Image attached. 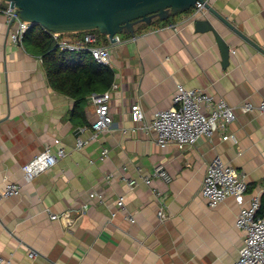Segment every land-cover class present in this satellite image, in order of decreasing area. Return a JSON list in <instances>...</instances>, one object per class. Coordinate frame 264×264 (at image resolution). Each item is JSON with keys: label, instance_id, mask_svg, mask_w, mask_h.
<instances>
[{"label": "crops", "instance_id": "obj_1", "mask_svg": "<svg viewBox=\"0 0 264 264\" xmlns=\"http://www.w3.org/2000/svg\"><path fill=\"white\" fill-rule=\"evenodd\" d=\"M207 1L240 34L208 10L196 14L192 9L173 17L172 24L99 43L112 54L114 124L83 149L76 148V141L91 137L95 108L90 99L84 108L89 127H82L75 101L48 85L34 42L27 36L14 44L11 24L0 13V190L7 182L22 187L21 195L0 201V255L6 264L238 261L244 237L236 227L239 206L229 197L211 208L201 190L217 157L245 175L247 203L264 185V113L259 110L264 99V0ZM197 20L211 23L229 49L226 55L213 31L196 30ZM178 84L224 100L235 120L225 132L202 136L195 146L161 147L155 132L143 125L156 112L173 107ZM246 103L253 106L249 112L242 110ZM136 104L146 112L144 124L132 121ZM225 134L235 140H224ZM49 144L54 152L63 148L65 156L27 183L22 167ZM105 149L108 155L102 159ZM158 166L171 182L154 175ZM129 180L137 185L130 188ZM91 192L104 199H91ZM121 196L125 210L116 206ZM85 204L89 208L84 211ZM65 212L76 219L73 227L49 216Z\"/></svg>", "mask_w": 264, "mask_h": 264}, {"label": "built area", "instance_id": "obj_2", "mask_svg": "<svg viewBox=\"0 0 264 264\" xmlns=\"http://www.w3.org/2000/svg\"><path fill=\"white\" fill-rule=\"evenodd\" d=\"M5 6L0 5V13L5 15L12 30L10 40L14 44H19L31 29V24L23 21L17 9L12 8L5 0ZM204 10V4L196 3L195 13L199 14ZM13 22V23H12ZM58 38L60 35H54ZM117 41L120 36H117ZM100 39L96 31L85 32L82 37L75 42L62 40L60 46L63 50L79 51L88 50L94 60L101 65L111 66L112 54L109 47L99 44ZM113 84L112 89H116ZM110 90L98 94L94 93L90 97V102L95 108V119L91 124L92 134L90 139L83 140L77 138L76 148L83 149L91 141L97 140L101 133L109 131L114 119L110 109ZM173 107L158 111L153 115L149 125H143L144 129L155 132L156 142L161 147L170 145L176 146L179 150L195 146L202 136L212 137L216 132H225L230 123L235 120L234 109L229 107L224 100L215 101L214 98L199 89H189L182 84H178L172 98ZM253 109L250 103L242 106L244 112ZM259 110L264 113V99L259 106ZM132 121L135 124L146 122V112L140 104L131 108ZM81 131V130H80ZM234 136L225 134L224 140ZM60 144V140L55 141V145ZM108 155V150L102 152V159ZM65 156V150L58 148L53 151L52 145H47L43 152L37 155L28 164L22 167V171L27 183L33 182L43 173L54 168L60 158ZM155 176L161 177L166 182H171V177L163 166H158L154 172ZM108 179L111 176L107 177ZM149 183V178L144 179ZM128 185L134 188L136 180H129ZM22 187L19 184L7 182L0 190V201L21 195ZM201 194L209 207L215 208L229 197H233L240 208L236 219V227L243 232V247L240 250V258L235 264H264V214L260 213L262 199L264 198V185L258 195H253L250 201H246L249 196L248 184L245 175L239 171L225 165L217 157L208 166L204 178ZM89 197L102 201L104 196L97 192H91ZM116 206L120 210H125V197L121 196L116 200ZM89 204L83 206L87 210ZM51 220L64 223L66 228L73 227L76 219L71 217L70 212L64 214L50 215ZM134 222L133 217H129ZM33 257V254H30ZM0 264H6L0 255Z\"/></svg>", "mask_w": 264, "mask_h": 264}, {"label": "water", "instance_id": "obj_3", "mask_svg": "<svg viewBox=\"0 0 264 264\" xmlns=\"http://www.w3.org/2000/svg\"><path fill=\"white\" fill-rule=\"evenodd\" d=\"M17 9L20 18L54 35L78 34L96 31L112 43L117 36L135 37L139 24L150 25L154 20L167 21L204 4L228 27L240 34L207 0H5ZM13 23V22H12ZM198 32L213 31L224 55L228 47L207 20H197ZM227 59V56H226Z\"/></svg>", "mask_w": 264, "mask_h": 264}, {"label": "trees", "instance_id": "obj_4", "mask_svg": "<svg viewBox=\"0 0 264 264\" xmlns=\"http://www.w3.org/2000/svg\"><path fill=\"white\" fill-rule=\"evenodd\" d=\"M173 20L174 18H170L167 21L154 20L150 25L139 24L136 27L135 36L140 31L172 24ZM96 33L99 35L100 42L103 44L107 42L106 36ZM82 34L60 35L55 38L54 34L37 27L33 30L30 29L25 37L29 36L40 52L48 85L56 92L75 101L74 114L76 117L83 118L80 126L89 127L84 118L85 106L92 94L109 91L114 84L115 76L110 66L98 64L88 50L69 51L61 48L60 42L64 37L82 36ZM125 36L130 37L131 35ZM260 213L264 214V198Z\"/></svg>", "mask_w": 264, "mask_h": 264}, {"label": "rangeland", "instance_id": "obj_5", "mask_svg": "<svg viewBox=\"0 0 264 264\" xmlns=\"http://www.w3.org/2000/svg\"><path fill=\"white\" fill-rule=\"evenodd\" d=\"M62 40L71 41L70 37H64Z\"/></svg>", "mask_w": 264, "mask_h": 264}]
</instances>
